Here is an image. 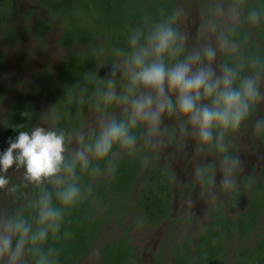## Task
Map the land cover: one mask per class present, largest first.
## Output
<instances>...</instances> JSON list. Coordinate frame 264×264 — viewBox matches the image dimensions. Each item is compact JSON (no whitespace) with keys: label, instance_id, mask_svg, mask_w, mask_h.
Wrapping results in <instances>:
<instances>
[{"label":"flooded vegetation","instance_id":"flooded-vegetation-1","mask_svg":"<svg viewBox=\"0 0 264 264\" xmlns=\"http://www.w3.org/2000/svg\"><path fill=\"white\" fill-rule=\"evenodd\" d=\"M48 1L27 0L16 6V0H0V42L13 44L24 31L34 36L38 49L50 41L63 48L53 60L51 57L41 59L42 54L30 47L20 53L9 68L10 52L5 47L0 48V144L6 148L9 143L5 144V139L12 138L7 137L12 123L25 125L23 130L36 124L54 127L53 116L48 115L51 109L49 97L39 95L36 88L48 83L49 75L54 78L60 75L58 69L68 51L80 54L87 49L79 43L66 45L62 42L66 26L64 18L47 10L51 7ZM237 1L238 21L222 26L219 31L236 51L221 49L214 65L217 72L222 65H243L241 77H244L256 71L264 72V31L260 23L250 22L247 15L256 10L254 6L260 0ZM175 2L178 6L179 0ZM183 46L185 53L193 48L184 41ZM253 59L259 61L255 69L251 66ZM120 77L123 76L120 74ZM123 87L120 90L117 86L119 91H123ZM260 91L264 92V78ZM44 102L46 108L41 111L39 104ZM24 112L29 113L28 118L22 115ZM123 116L124 106L118 104L112 105L109 111L89 107L82 114L80 127L69 135L83 131L87 137L98 129L101 119ZM258 117L264 118V102H258L254 107L253 119ZM180 125L178 115L166 114L160 125V146L155 150L145 142L143 127L138 128L134 133L138 138L136 150L131 154L124 152L119 160L128 162L131 164L129 169L137 172L133 178V191L121 193L105 186L106 190L93 191L86 199L87 203L80 204L82 208L76 207L71 212L73 217L78 213L94 215L95 222L89 224L97 230L92 245L78 264H83L82 259L90 253L94 259L90 264H102V243L117 241L119 237V243L124 244L123 240H126L127 245L135 246L140 264H253L258 260L264 246V135L255 134L252 122H249L228 139L243 167L237 175L236 187L224 191L220 183L222 154L214 143L205 150H198L197 141L190 134H182ZM17 135L16 130L12 139ZM76 146L73 140L70 148ZM145 157L146 163L143 162ZM195 165L207 169L205 182L193 178ZM9 172V187L17 186L15 192H9V214H12L15 205H22L29 198L34 200L32 189L35 186ZM118 179L112 174L100 177L95 183L106 185ZM143 179L149 182V189L138 201L137 187ZM212 193H216L215 199L211 197ZM101 231L113 233L100 240Z\"/></svg>","mask_w":264,"mask_h":264},{"label":"clouds","instance_id":"clouds-1","mask_svg":"<svg viewBox=\"0 0 264 264\" xmlns=\"http://www.w3.org/2000/svg\"><path fill=\"white\" fill-rule=\"evenodd\" d=\"M224 13L222 6L216 9L217 15ZM228 15L233 21L239 19L238 4L229 8ZM261 15L252 10L248 19L258 23ZM208 28L215 30L214 20ZM183 41L171 20L156 23L147 31L129 27L126 48L113 50L116 59L103 86L97 72L88 71L83 84L68 88L71 98L77 90L83 96L91 85L98 101L96 111L101 105L124 106L122 118L101 119L98 129L87 137L83 131L70 136L63 129L44 124L26 130L25 125L16 127L19 134L10 138L9 147L0 152V190H17L16 185L9 187L7 175L15 169L23 170L24 181L40 191L31 213H0V264H59L60 251L50 241L61 239L65 217L92 194L100 177L115 174L124 152L136 150L138 138L134 133L138 128L143 127L144 140L151 149L160 146V125L166 114L180 117L181 133L192 135L198 150L214 143L222 154L221 187L224 191L236 187L243 164L228 139L249 122L255 134L264 135V118L253 119L255 105L264 102V92L260 91L264 72L241 77L243 65H222L217 72L213 65L218 50L236 51L226 39L219 40L216 46L205 44L187 53ZM92 54L104 53L93 49ZM258 64L255 59L251 62L254 69ZM118 74L127 81L123 91L117 88ZM22 115L28 118L29 113ZM48 115L55 117V108ZM73 140L77 145L74 149L70 148ZM206 174L205 167L194 166L192 176L196 181L205 182ZM84 176L90 178L86 184L82 182ZM211 197L215 199L216 193ZM63 235L69 238L71 232L65 230Z\"/></svg>","mask_w":264,"mask_h":264},{"label":"trees","instance_id":"trees-1","mask_svg":"<svg viewBox=\"0 0 264 264\" xmlns=\"http://www.w3.org/2000/svg\"><path fill=\"white\" fill-rule=\"evenodd\" d=\"M48 2L51 3V7L47 10L64 18L66 26L61 38L62 42L66 45L79 43L87 46V49L80 54L68 51L65 61L58 69L60 75L57 78L49 75L48 83L36 88L39 95H48L47 100L51 109L55 108L56 110V115L53 117L54 127L63 129L69 134L80 127L83 120L82 114L98 101L92 95L93 87L91 85L83 96L77 90L71 98L67 95L68 88L77 83L83 84V76L88 71L97 72V79L102 87L103 79L108 75L111 64L116 59L113 50L126 48V30L129 27H140L147 31L156 23L170 20L178 29L177 6L175 0H49ZM254 9L262 13L260 28L264 31V0H260ZM93 49H102L104 54L94 56ZM125 82L126 80L118 74L117 86L120 90ZM111 107L112 105L107 108L101 105V110L109 111ZM16 127L18 126L12 123L7 137L13 138L16 134ZM8 141V138L5 139V144H8ZM6 149L0 144V152ZM123 161H119L115 172V176L119 179L115 182H108L106 185L95 183L93 191L106 190L110 187L115 191H121V193L129 189L133 191V178L137 172L129 169L131 164ZM7 175H11L10 172ZM127 178L128 181L125 182ZM89 179L84 176L82 182L86 184ZM147 185L149 182L146 179L138 183V201L142 200V193L149 189ZM39 191L40 189L36 190L35 186L32 189V193H35L34 200L29 198L24 204L15 205L12 213L17 210L31 213V205ZM12 196L14 198V195ZM83 202L86 204L87 200ZM77 207L82 208L80 204ZM73 215L74 213H71L65 217L61 229V239L50 241L60 251L59 264H78V260L90 248L97 233L94 226L89 224L91 221L95 222L94 215L90 213H78L74 217ZM65 230L71 232L69 238H64ZM119 240L120 237L117 238V241L107 240L102 243L100 247L102 264H140L135 254V246L127 245L126 240H123L124 244H121ZM259 253L258 260L253 264H264V246L261 247Z\"/></svg>","mask_w":264,"mask_h":264},{"label":"rangeland","instance_id":"rangeland-1","mask_svg":"<svg viewBox=\"0 0 264 264\" xmlns=\"http://www.w3.org/2000/svg\"><path fill=\"white\" fill-rule=\"evenodd\" d=\"M26 1L27 0H16V6H19L21 3H25ZM234 4H238V1L208 0L207 2H203L202 0H179V5L177 6V21L179 24L178 31L184 37V43L186 45L193 46V48L202 47L205 44H212L213 46H216L219 40L224 39L219 34L221 27L238 21H233L228 15L229 8ZM220 6L225 9L224 15L216 14V9ZM213 20L215 21V30H211L208 28L209 22ZM258 23H262V18ZM35 42L36 40L34 36H32L30 32L25 33L24 31L19 36L17 41L13 44H6L1 41L0 48L5 47L10 52V56L7 61V68H9L12 63L18 60L20 53L24 52L30 47V49L35 48L36 51L42 54L41 59L51 57L54 60V57L57 54L63 52V48L55 44L53 41L46 43L44 47H41L39 49L35 46ZM220 50L221 49L218 50V53ZM213 67L216 68L215 65H213ZM39 106L41 107V111L46 108L45 102L40 103ZM121 106L123 107V105ZM10 171L23 178V170L16 171L15 169H10ZM9 201V192L6 189L0 190V213L9 214ZM111 233H113V231H101L99 239L103 240L105 238H108L112 235ZM93 261L94 259L91 253L82 259L83 264H90Z\"/></svg>","mask_w":264,"mask_h":264}]
</instances>
